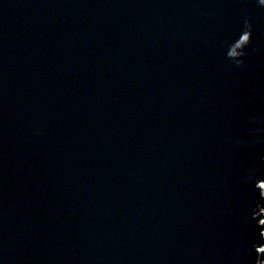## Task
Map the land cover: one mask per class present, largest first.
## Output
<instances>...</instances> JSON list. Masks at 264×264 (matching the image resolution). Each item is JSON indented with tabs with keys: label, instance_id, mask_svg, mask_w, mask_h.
<instances>
[{
	"label": "water",
	"instance_id": "water-1",
	"mask_svg": "<svg viewBox=\"0 0 264 264\" xmlns=\"http://www.w3.org/2000/svg\"><path fill=\"white\" fill-rule=\"evenodd\" d=\"M264 0H0V264H259Z\"/></svg>",
	"mask_w": 264,
	"mask_h": 264
},
{
	"label": "rangeland",
	"instance_id": "rangeland-1",
	"mask_svg": "<svg viewBox=\"0 0 264 264\" xmlns=\"http://www.w3.org/2000/svg\"><path fill=\"white\" fill-rule=\"evenodd\" d=\"M259 213H261L262 218H261V222L264 223V206H260L259 209ZM264 231V230H263ZM260 251L264 253V242L262 243V245L259 247ZM259 264H264V256L263 258L260 260Z\"/></svg>",
	"mask_w": 264,
	"mask_h": 264
},
{
	"label": "bare ground",
	"instance_id": "bare-ground-1",
	"mask_svg": "<svg viewBox=\"0 0 264 264\" xmlns=\"http://www.w3.org/2000/svg\"><path fill=\"white\" fill-rule=\"evenodd\" d=\"M260 185L263 187L264 189V180L260 182ZM264 233V232H263Z\"/></svg>",
	"mask_w": 264,
	"mask_h": 264
}]
</instances>
